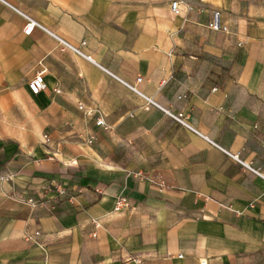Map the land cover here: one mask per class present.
<instances>
[{"label":"crops","instance_id":"obj_1","mask_svg":"<svg viewBox=\"0 0 264 264\" xmlns=\"http://www.w3.org/2000/svg\"><path fill=\"white\" fill-rule=\"evenodd\" d=\"M0 264H264V0H0Z\"/></svg>","mask_w":264,"mask_h":264},{"label":"built area","instance_id":"obj_2","mask_svg":"<svg viewBox=\"0 0 264 264\" xmlns=\"http://www.w3.org/2000/svg\"><path fill=\"white\" fill-rule=\"evenodd\" d=\"M181 1H174L172 4H171V10L174 14L178 15L180 13V6H181ZM24 19L26 20L27 24L24 28V33L26 35H31L34 31V29L38 26V23L33 20L31 17H29L28 15H23ZM209 29L213 32H218V33H225V34H228L230 33V30L227 26L223 25L222 24V21H221V14L219 12H216L213 16V20L212 22L209 24ZM85 44V43H84ZM61 45L63 46V48L65 49H72L74 50L76 53L80 54V55H83L77 48H74L73 46L65 43L64 41H61ZM86 58L90 61H92V58L89 57V56H86ZM143 81V79L141 77H139L137 79V83H141ZM46 88V83H45V77H44V73L41 72V73H38L33 79L32 81L29 82V89L31 91V93L33 95H39L42 91H44ZM135 92H138L137 88L136 87H131ZM59 92V91H57ZM146 102H147V106H157L159 108H161L154 100L153 98H149V97H146L144 96ZM181 100L182 99H186V97H181L180 98ZM81 110H84L87 114L89 115H92L93 114V111H89L87 110L83 105H81L80 107ZM164 111L169 115L171 116L176 122H178L180 125L188 128L189 130H194L191 125L189 124L188 122V117H186L184 115V113H178V114H174L168 110H165ZM97 125L98 126H101V127H105L106 126V123L104 121V119L100 116L99 119L97 120ZM235 159L237 161H239L238 157H235ZM240 163H242L241 161H239ZM245 167L249 168L250 170H253L249 165H246L245 163H242ZM254 171V170H253ZM59 193L60 194H63V190L59 189ZM128 207V203L126 202V200H122V201H119L117 203V207H116V210L117 211H122L124 209H126ZM251 207H253L251 205ZM35 242L37 244H40L39 241L37 239H34Z\"/></svg>","mask_w":264,"mask_h":264}]
</instances>
